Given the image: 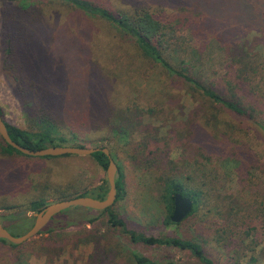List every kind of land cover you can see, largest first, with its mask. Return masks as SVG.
I'll return each instance as SVG.
<instances>
[{
  "label": "rangeland",
  "instance_id": "rangeland-1",
  "mask_svg": "<svg viewBox=\"0 0 264 264\" xmlns=\"http://www.w3.org/2000/svg\"><path fill=\"white\" fill-rule=\"evenodd\" d=\"M144 1L154 9L161 7L155 0ZM207 1L212 15L204 28L210 37L193 35L191 27L176 24L169 32L170 59L208 84L226 75L230 56L243 57L239 65L249 74L250 87L264 96V33L256 27L259 21H248L245 32L242 26L231 30V41L245 46L232 50L216 23L221 4ZM248 2L263 20L264 0ZM172 9L164 7L162 13L169 15ZM29 21L42 25L40 44L34 39L38 26L31 30ZM79 24L89 32L84 38L70 34ZM71 98L91 108L106 99L114 116L109 113L106 121L86 114L75 117ZM0 106L12 125L41 132L44 117L37 114H47L77 138L72 143L108 147L124 186V197L113 208L128 229L197 241L216 264H264V131L248 117H205L208 105L188 83L169 75L107 22L59 0H38L28 12H21L12 0H0ZM66 107L74 115L64 112ZM145 107L156 112L144 114ZM167 178L199 194L197 210L180 223H166L162 193ZM105 179L107 171L92 155L42 158L3 154L0 149V222L22 235L37 213L30 210L32 200L43 198L50 204L63 194L70 198L92 191ZM99 215L92 224L84 222ZM24 218L28 222L21 221ZM12 244L0 241V264H133L134 252L157 264H204L188 250L134 242L109 224L108 214L84 207L62 211L44 232Z\"/></svg>",
  "mask_w": 264,
  "mask_h": 264
},
{
  "label": "trees",
  "instance_id": "trees-1",
  "mask_svg": "<svg viewBox=\"0 0 264 264\" xmlns=\"http://www.w3.org/2000/svg\"><path fill=\"white\" fill-rule=\"evenodd\" d=\"M16 3L18 8L21 9V12H28L35 8V5L38 0H12ZM62 3H68L74 6L75 9L79 10L82 14L92 16L94 18L100 19L101 21H105L110 24L125 38L132 40L135 43L136 47L140 52H143L148 58L153 59L155 62L159 63V65L169 74L173 76H179L186 83L190 85V89L194 94L200 95V97L206 101L208 105L207 115L205 117H223L235 115L238 117H248L257 124V126L264 131V96L259 95L258 92L250 87L249 82L250 78L249 74L246 73L245 67L239 65L240 60H243V57L233 56L231 61L228 64V70L226 75L222 77L220 80L213 81L208 84H204L199 81L195 76H193L187 69L182 68L181 66L175 64L168 55V50L170 48V28L173 29L176 24L177 26H184L189 29L192 28V33L195 32L197 36L202 35L204 39H208L211 33L204 28V24L210 21V14L212 15V11L209 8L207 0H155L158 6H161L160 9L152 7L148 5L144 0H114L119 3L125 4L123 7H115V5L108 6L107 4L102 5L100 2H94L92 0H59ZM211 2H219L220 8L217 7V11H219L220 17L217 18V25L221 26V36H227V43L230 45V49L232 50H244V43L241 44L239 41H231L235 34L231 30H237L241 26L243 27V31L247 28L249 23L256 24V27L259 28L264 33V19L261 20L259 16H263L260 14L253 12V8L251 4L248 2L249 0H210ZM203 2H205L203 4ZM216 3V5H219ZM121 5V6H122ZM169 5V6H168ZM165 8H174L173 12L169 11V15H164L162 11ZM240 10L241 12H238ZM186 13V15H181V13ZM236 12V13H235ZM35 13V12H33ZM21 13L17 14L20 15ZM24 14V13H23ZM25 15V14H24ZM33 16V15H32ZM31 16V17H32ZM177 16V17H176ZM23 19H20L22 21ZM26 20V16L25 19ZM28 21V20H27ZM26 21V22H27ZM172 21V22H171ZM177 21V22H174ZM249 21V23H248ZM175 24H174V23ZM181 24V25H178ZM227 24H229V29L227 28ZM27 25H32L33 28L31 30H36L35 27L38 26L37 30L34 31L36 36L34 39L40 42L42 38H39L40 32L39 28L42 26L38 21H29ZM263 29V30H262ZM213 30V29H211ZM21 34H24L22 30H19ZM47 33L45 28L44 35ZM85 26L82 24L78 25V29L73 27L70 30L71 35H75V38H84L86 37ZM43 34V33H42ZM67 33H63L61 35H66ZM68 35V34H67ZM194 35V33H193ZM41 37V36H40ZM245 40V38H243ZM231 41V42H229ZM10 43H12L10 41ZM73 43H75L73 41ZM22 42H19V47ZM77 44L70 45V50L72 53L75 52ZM197 47H199L197 45ZM223 51L226 53V47L223 46ZM198 49V48H196ZM65 50V49H64ZM9 49V53H11ZM33 55V54H32ZM31 58V55H30ZM10 59V58H9ZM32 61V58H31ZM82 62V61H81ZM80 62V63H81ZM21 68H23V64H21ZM74 70V69H73ZM72 88L75 89V84H73ZM24 90V87H23ZM75 92V91H74ZM68 103L75 104V117H81L86 114V117H101V121H106L105 117L109 116V113L112 114V111L115 110L112 107V103L110 101H106L102 103L101 101H97L95 106L91 108V106L85 105L84 103L79 104L80 102H75V99L68 100ZM69 106V105H68ZM90 107V109H89ZM111 107V108H110ZM70 107H66L64 112L72 115ZM1 114L4 117V113L2 107L0 106ZM110 110V111H109ZM128 110H132V107H129ZM130 112V111H128ZM144 114H154L156 112L155 109L145 107L142 111ZM74 115V114H73ZM110 115V116H111ZM37 117H44L39 122L40 125L44 127V130L41 132H32L27 129L21 128L17 125H12L9 122L6 123L8 125V129L11 137L20 143L21 145L37 150L43 149L48 146H58V145H75V146H85L83 143H72L77 138L70 137L67 135L61 124L52 120L47 114H37ZM122 117V116H119ZM5 119V118H4ZM105 140V139H103ZM95 147H106L105 145H98ZM0 149L3 154H11V153H20L23 154L18 149L13 146L6 144L4 139L0 136ZM63 156H71V155H63ZM92 156L98 161V163L103 167V169L107 170L109 165V156L105 154L103 151H97L92 154ZM61 156H45L42 158H55ZM122 176L120 175L116 179L118 195L116 202L124 197V186L122 181ZM109 190L108 180L105 179L104 182L95 187L92 191L77 194L76 196H93L95 198L104 199ZM177 193H181L184 196H189L193 199V210L192 212L185 218L187 219L191 216L196 210L198 205V193L191 194L186 190L183 182L179 180H175L173 178H167L164 185V190L162 193V200L168 211V215L166 217V223H174L171 220V216L174 211V202L175 195ZM74 196V197H76ZM73 198V197H70ZM59 200L69 199L65 194L58 198ZM115 202V203H116ZM49 203L43 198H37L31 201L30 210L40 212L43 210ZM114 206V205H113ZM108 207L105 210L100 211L102 214H108V222L113 227H120L126 234L130 236L132 241L138 243H144L148 245H169L173 247H177L181 250H188L193 255L201 260L204 264H216L214 259L211 258L203 248L202 244L197 241L185 239L181 237H171V236H154V235H146L145 233H139L134 230H130L127 228L125 221L118 215V213L114 210V208ZM1 208V207H0ZM61 213V212H60ZM59 215V214H58ZM54 218V217H53ZM100 218V215L97 217H91L89 219H85L86 223H94L96 220ZM28 218H24L21 221H27ZM20 221V222H21ZM32 226V225H31ZM47 229V226L44 227L39 233L44 232ZM50 231V230H49ZM38 233V234H39ZM51 233H54L52 230ZM19 236V235H18ZM2 242H8L6 239H1ZM12 244V243H11ZM17 246L15 244H12ZM133 264H157V262L152 259L150 256H147L142 253L134 252L132 253ZM167 264H178L175 260H169Z\"/></svg>",
  "mask_w": 264,
  "mask_h": 264
},
{
  "label": "water",
  "instance_id": "water-1",
  "mask_svg": "<svg viewBox=\"0 0 264 264\" xmlns=\"http://www.w3.org/2000/svg\"><path fill=\"white\" fill-rule=\"evenodd\" d=\"M0 136L6 144L13 146L23 154L45 157V156H63V155H92L97 151H103L109 156V165L107 167V179L109 190L104 199L95 198L93 196H76L69 199L57 200L47 205L43 210L35 214V220L32 226L22 235H14L5 225L0 222V238L6 239L13 244H22L32 237L36 236L44 227H46L53 217L60 212L72 207H84L95 210H105L112 207L118 195L117 188V170L118 165L111 156V151L108 147H83L75 145H58L48 146L43 149H29L17 141H15L9 132L8 125L1 114L0 109ZM193 199L189 196H184L181 193L175 195L174 211L171 220L174 223L182 222L193 210Z\"/></svg>",
  "mask_w": 264,
  "mask_h": 264
}]
</instances>
